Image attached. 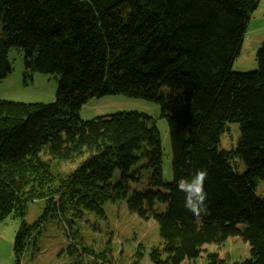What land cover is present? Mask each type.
<instances>
[{
    "label": "trees",
    "instance_id": "1",
    "mask_svg": "<svg viewBox=\"0 0 264 264\" xmlns=\"http://www.w3.org/2000/svg\"><path fill=\"white\" fill-rule=\"evenodd\" d=\"M260 1L0 0V82L12 73V50L23 53L25 83L35 73L58 81L50 104L0 99V221L22 220L16 264L48 218L84 211L104 217L107 203H125L129 213L157 223L161 242L151 264L194 263L203 255L204 264H228L204 248L231 238L250 247V257L233 264H264V199L255 194L264 180V41L256 71H233ZM116 94L161 107L171 183L152 117L120 111L81 119L90 99ZM229 123L239 124L241 135L236 148L222 151ZM234 156L247 167L243 175L230 164ZM52 162L75 167L55 174ZM197 170L208 174L210 211L201 217L185 209L176 187ZM36 200L45 201V211L30 225L24 218ZM110 252L84 249L75 264H113Z\"/></svg>",
    "mask_w": 264,
    "mask_h": 264
},
{
    "label": "rangeland",
    "instance_id": "2",
    "mask_svg": "<svg viewBox=\"0 0 264 264\" xmlns=\"http://www.w3.org/2000/svg\"><path fill=\"white\" fill-rule=\"evenodd\" d=\"M1 33L0 24V36ZM263 41L264 0H261L251 17L243 47L234 62L233 71L239 73L256 71L258 69L257 53ZM9 60L12 73L0 82L1 100L47 104L56 100L58 90L56 76L35 73L25 83L23 53L12 50ZM120 111H138L156 121L163 147V177L165 183H171L173 169L170 134L167 120L162 117L161 107L158 104L122 94L107 95L90 99L82 106L80 116L83 121H89ZM240 135L239 124L229 123L227 130L221 135L219 149L232 151L237 147ZM230 164L239 175H243L247 170L239 156H234ZM74 167L75 165L69 163L52 162V171L55 174L69 173ZM255 194L264 199V180L257 181ZM103 210L104 217L84 211L81 215L67 212L63 216L48 218L35 235L34 242L21 257L20 264H75L74 255L84 252V249L96 255L105 252L108 248L111 249L108 257L113 264H133L135 260H138L140 253L142 257L139 264H151L150 252L161 242L157 223L153 220H142L129 213L125 203H107ZM44 211V200L30 202L24 218L25 222L34 224L42 217ZM21 223L22 220L19 217L12 216L0 221V264H16L14 240ZM204 251L218 252L222 258H226L228 264L250 257L249 245L240 238H231L221 247L206 246ZM87 256L85 258L89 261L90 258ZM204 262L205 255L194 263L186 264H204Z\"/></svg>",
    "mask_w": 264,
    "mask_h": 264
},
{
    "label": "clouds",
    "instance_id": "3",
    "mask_svg": "<svg viewBox=\"0 0 264 264\" xmlns=\"http://www.w3.org/2000/svg\"><path fill=\"white\" fill-rule=\"evenodd\" d=\"M206 170H197L191 178H181L176 187L179 192L184 193L185 209L194 217L207 215L210 211L207 201V192L204 184L207 180Z\"/></svg>",
    "mask_w": 264,
    "mask_h": 264
}]
</instances>
